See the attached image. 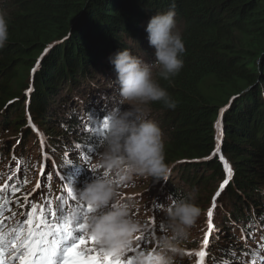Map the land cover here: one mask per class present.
I'll use <instances>...</instances> for the list:
<instances>
[{
    "label": "trees",
    "instance_id": "1",
    "mask_svg": "<svg viewBox=\"0 0 264 264\" xmlns=\"http://www.w3.org/2000/svg\"><path fill=\"white\" fill-rule=\"evenodd\" d=\"M0 2L9 17V40L0 49V136L10 139L2 150L51 158L56 164L49 171L54 174L68 171L62 165L64 139L72 137V143L83 139V126L70 110L73 99L80 97L82 107H92L83 94L94 85L110 86L111 92L101 89L107 98L118 90L119 98L110 58L129 51L148 63L155 53L144 56L152 51L145 29L151 18L174 11L186 49L180 57L184 68L170 81L157 76V82L177 108L168 110L162 103L148 106L165 128L171 174L167 183L139 178L131 189L139 195L134 211L140 210L139 220L150 229L141 245L156 251L163 209L172 199L197 193L202 215L214 210L212 264L225 250L240 253L260 247L264 231V0ZM28 122L41 135L45 154L28 130ZM29 142L33 147L26 153ZM91 142H97L92 145L93 155L99 147L102 155L105 137ZM217 150L219 154L214 155ZM225 165L232 170L231 178ZM89 175L83 172L80 178ZM225 183L228 186L221 192ZM146 190L150 193L144 195ZM192 231L181 245L184 257L177 264H197L198 253L204 252L205 238L191 246Z\"/></svg>",
    "mask_w": 264,
    "mask_h": 264
},
{
    "label": "clouds",
    "instance_id": "2",
    "mask_svg": "<svg viewBox=\"0 0 264 264\" xmlns=\"http://www.w3.org/2000/svg\"><path fill=\"white\" fill-rule=\"evenodd\" d=\"M145 31L148 45L155 52V63H145L129 51L110 58L109 63L116 73L114 84L119 88L118 103V90L114 91L113 96L109 95L112 98H107L101 89L109 91L110 86L104 84L91 86L83 94L93 105L90 108L82 107L84 104L80 102V97L73 99L70 110L74 111L83 126V139L72 143L71 137L64 139L63 144V149L67 151L90 147L96 133L93 127L87 129L89 121L96 116L100 122L105 118L103 128L106 134L102 137H105L104 151L90 170L92 181L85 183L82 190H70L78 206L70 211L66 222L72 226L80 225L90 238L97 241L102 252L121 260L129 256L146 231L134 214L138 205L132 202L131 197L125 199L122 190L127 189L136 177L167 183L171 174V168L166 163L163 131L157 123L147 119L150 113L148 106L162 103L168 110L177 108V104L157 82V76L164 81L178 76L184 68L180 57L186 52L174 11L151 18ZM8 40V13L0 9V49L6 46ZM123 108L129 110L122 111ZM86 112L91 115H86ZM27 128L36 134L30 122ZM37 137L35 143L41 145L43 139ZM76 145H80V148ZM3 147L4 144L0 143V148ZM82 152L85 150L76 154ZM73 157L66 162L67 168L73 162ZM73 165L76 169L82 166ZM197 199V193H189L179 200L172 199L170 206L163 209L165 214L160 224L162 235L155 241L156 251L136 253L132 264H177L178 259H183L181 245L188 241L190 230L202 215ZM70 201L71 197L64 202L66 207Z\"/></svg>",
    "mask_w": 264,
    "mask_h": 264
},
{
    "label": "snow or ice",
    "instance_id": "3",
    "mask_svg": "<svg viewBox=\"0 0 264 264\" xmlns=\"http://www.w3.org/2000/svg\"><path fill=\"white\" fill-rule=\"evenodd\" d=\"M105 123L103 120L102 124ZM76 147L80 148V145H76ZM218 154L219 150L214 153V155ZM69 168H72L71 164H69ZM225 169L228 177L231 178L232 170L227 165H225ZM19 171L21 172V181L26 183L24 170L20 169ZM55 175L58 182H64L63 186L71 187L65 183L63 172H57ZM41 176L44 177L45 184L51 179V175L45 176L44 172H41ZM227 186L225 183L220 191H224ZM16 193L17 188L12 185L0 188V264H132V259H117L100 249L88 248L89 243L98 245L97 241L92 238L86 240L84 238L85 232L80 225L72 226L66 222V217L71 209L65 206L64 200H60L53 208L50 196L48 198L38 197L37 201L25 198L27 200L26 210L15 212L14 209L20 207L19 202L12 203ZM69 197L75 201L70 192L64 199ZM215 206L214 200L213 207L215 208ZM212 218L213 213L210 211L208 213L210 234ZM158 230L160 232V226ZM203 246L205 249L209 248L208 236L205 237ZM137 251L141 253L151 252L143 244ZM206 254V252L198 253L201 257L200 264H205L203 257ZM209 256L208 264H212V257L210 254ZM109 257L112 258L110 262L107 259ZM221 264H264V246L255 250L245 249L240 253H237L235 249L225 250L222 252Z\"/></svg>",
    "mask_w": 264,
    "mask_h": 264
},
{
    "label": "rangeland",
    "instance_id": "4",
    "mask_svg": "<svg viewBox=\"0 0 264 264\" xmlns=\"http://www.w3.org/2000/svg\"><path fill=\"white\" fill-rule=\"evenodd\" d=\"M177 29L180 30V25L179 24H177ZM141 32H144V31L141 30ZM145 35L147 36L146 33H145ZM146 41H148V39ZM148 49H150L152 51H149V50L145 51L146 54H144V56H149L151 54V52H154V49L150 48L149 45H148ZM153 58H155V56L154 57H150V61L148 62V64H151L150 62H153ZM64 96L65 95L62 94V97H64ZM118 100H119V98L117 99V103H118ZM125 109L127 111L129 110L127 108H125ZM125 109H123V110H125ZM56 111H59V110L57 109ZM52 119H53V122H55V120H54L55 118H52ZM147 119L157 123L161 127V129L163 131V134L165 135V131H164L165 128L159 122V116L157 114H154L150 110V113L148 114ZM36 136H38L37 133L35 134V137ZM8 139H10V138H8V137L5 138V137L0 136V143L5 144V143L9 142ZM32 147H33V145L31 144V142H29V146L27 147V149H25V150H27L26 152H29V150ZM100 148L101 147L98 148V152H97L96 156L93 157V158H88L87 160H83L81 157L77 158V159H80L79 162H83V164L85 165V166L82 165L81 168H84L85 171H89L88 169H92L93 168V165L98 161V159L101 156V154L99 153ZM10 155H11V153H9V155L4 159L5 167L6 168L7 167H11L10 172L11 171L12 172L13 171L17 172L18 168H15L14 165L12 166V163L10 161ZM67 158H70L69 161L72 159L71 156L67 157ZM51 164H52L51 158H44L43 157V158L39 159V163L35 162V156L34 157H27L24 160V163H23V165L21 167L23 168V170L25 172V178H29V179L26 181V183H23L22 185L19 186V192L21 193V197L22 198H24V199L27 198L28 200L34 201L38 196L43 197V198L48 197V194L45 193V191L42 192V189H43V187L46 186V184L43 185L44 177L41 176V172H44V173L46 172L47 173L48 167ZM71 171H73V172L68 177L70 179H74L72 176H74V177L76 176L77 169L75 168V170H74V169L71 168ZM46 173H45V176L47 175ZM19 177H20V174H18V172H17L13 176L14 182L19 181V179H20ZM9 179H11V178H7V179L4 178L2 183H0V188H2V187L6 188L7 185H8ZM86 179H88L87 180L88 183L91 182L92 181V173H90V175L85 177V178H80L81 181H85ZM138 179H139L138 177L134 178L133 181L131 182V184L128 186V188L122 190L124 198L127 199L128 197H131L133 203H136L134 201V199L137 198L139 195L138 194L136 195L135 193H133V190H131V189L135 185V182ZM54 180H57V179L56 178L54 179V176H52L51 179L48 180V181H54ZM148 192L150 193V190H146V192L143 193V194L146 195V194H148ZM147 197L148 196H144V199H146ZM155 199H156V197L153 198L152 201H150V207H154V205L156 203ZM210 211L212 213H214V210L211 209V210H209V212ZM134 214H135L136 218L139 219V215L138 214H140V210L138 209V210L134 211ZM215 227H216V224H215L214 219L212 218V231H211V234H210L209 233V226H208V215L207 216L201 215L199 221L197 222V225L193 228V231H192V238L193 239L190 240L191 246L192 247H196L197 246V241L196 240H199L200 238H205L206 236H208V238H209V243L212 244L213 232H214ZM84 237H85L86 240L90 239V237L88 236L87 233H85ZM218 242H220V240ZM212 246H213V244H212ZM87 247L90 248V249L91 248H96L97 250H99L98 245H93L91 243H89L87 245ZM130 253H132V252H130ZM133 257H134V255H131L130 257H126L125 260L132 259ZM195 260H196V258H194V263H195ZM221 261H222V257H219L218 258V263H215V264H221ZM184 264H192V263L191 262H186Z\"/></svg>",
    "mask_w": 264,
    "mask_h": 264
},
{
    "label": "bare ground",
    "instance_id": "5",
    "mask_svg": "<svg viewBox=\"0 0 264 264\" xmlns=\"http://www.w3.org/2000/svg\"><path fill=\"white\" fill-rule=\"evenodd\" d=\"M80 158V157H79ZM82 158V157H81ZM83 159V158H82ZM76 160V159H75ZM80 160V159H79ZM74 170H75V167H74ZM73 172V171H72ZM47 175H51V177L52 176H54V179L56 178V179H58L57 178V176L54 174V173H52L51 171H49L48 173H47ZM20 177H21V174H20ZM19 177V178H20ZM74 179H70L69 177H68V179L65 181V183H67V184H69L71 187H68L70 190H72V189H74L75 187H77L76 189L77 190H82L83 189V187H84V185H85V183H88V179H86L85 181H82V183H79V182H77V183H75V177L74 176H72ZM12 178H13V176H12ZM45 184V183H44ZM47 185V184H46ZM73 187V188H72ZM47 190L48 189H46L45 187H43V189H42V192H44L45 191V193H47ZM73 205H76L77 206V202L76 201H73L72 199H71V201H70V203H69V205H68V208H70L71 210L73 209V208H75V207H73ZM26 209H22V211L21 212H23V211H25ZM186 263V262H185Z\"/></svg>",
    "mask_w": 264,
    "mask_h": 264
}]
</instances>
